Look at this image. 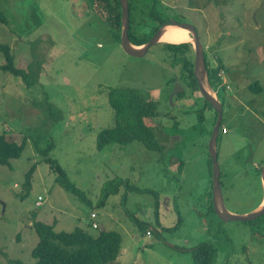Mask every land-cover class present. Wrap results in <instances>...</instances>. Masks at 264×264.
<instances>
[{
	"label": "rangeland",
	"instance_id": "rangeland-1",
	"mask_svg": "<svg viewBox=\"0 0 264 264\" xmlns=\"http://www.w3.org/2000/svg\"><path fill=\"white\" fill-rule=\"evenodd\" d=\"M161 1L168 21L192 24L207 62L214 66L219 58L225 69L210 85L223 105L226 128L218 129L219 180L226 209L249 212L261 201L256 164L264 165V0ZM0 9L7 17V24L0 23V45L8 46L16 67L35 78L27 87L19 77L0 71V133L11 141L25 139L21 155L0 164V264L35 261L33 220L55 222L57 231L81 228L93 236L103 229L118 231L121 244L110 264H192L189 250L203 242L216 250L213 264H264V237L258 238L250 222L221 221L208 210L207 141L215 115L207 107L206 121L198 119L195 108L203 106L202 94L197 86L187 89L179 64L171 63L164 43L183 42L161 36L144 55L130 56L121 48V30L92 0H0ZM188 37L184 42L191 44L193 59ZM255 81L260 90L249 87ZM175 82L183 94L170 100ZM110 87L135 88L141 101H155V115L148 121L160 152L137 140L97 148L98 133L115 124L107 102ZM46 102L52 115L45 113ZM226 113L235 115L229 119ZM49 138L54 144L49 155L87 201L57 185L35 150L33 141L44 146ZM224 138H231L233 146H224ZM33 164L31 189L21 198L24 174ZM113 177L126 178L139 191L124 185L97 205L103 182ZM146 189L158 192L159 222L153 194ZM131 215L150 224L149 235Z\"/></svg>",
	"mask_w": 264,
	"mask_h": 264
},
{
	"label": "trees",
	"instance_id": "trees-1",
	"mask_svg": "<svg viewBox=\"0 0 264 264\" xmlns=\"http://www.w3.org/2000/svg\"><path fill=\"white\" fill-rule=\"evenodd\" d=\"M139 1H143V4L139 5ZM92 3H95V6L100 8V11L107 13L109 24L112 21L114 23V28L118 29V31L121 30V9L118 0H92ZM127 3L129 18L128 37L134 45H142L147 42L161 25L168 22L169 17L165 13L164 9L166 8H164V4L161 0H127ZM0 23L7 24V17L1 9ZM111 25L113 26L112 23ZM164 44L167 47V52L172 58L171 63L174 65L176 63L179 64L181 70L180 77L184 86L190 91L197 90L196 80L192 74L193 59L188 55V52L191 49V44L188 42ZM0 51L3 55V60L0 63V71L8 72L17 76L27 87L31 86L34 83L35 78L29 74L31 72L28 73L26 70L15 66L8 46L1 44ZM205 64L207 68V80L213 87V85H216L217 81L220 79L219 76L223 74L218 75L219 71H225V69L219 58L213 66L207 62L205 56ZM249 87L251 89L255 88V90L261 89L258 81L251 83ZM182 94L183 91L174 94L175 99L180 98ZM202 100L203 106H200L201 108H195V112L198 119L205 122L206 117L203 113L209 105L204 100L203 96ZM107 102L114 110L115 124L111 128H103L98 133L96 139L97 148L101 149L110 143L125 145L132 140H137L148 150L158 152L162 150L161 144L157 140L153 131V127L148 121V119L155 115V101H141L139 93L135 88L110 87L107 92ZM44 106H47L46 108H48L45 113L47 115H52L53 113L50 114V110L52 109L51 105L46 102ZM185 110L186 112L190 111L189 108H186ZM214 121L215 117L212 119L211 127L214 124ZM222 127L223 125L220 123V129ZM177 128L178 127L174 122L173 129L176 130ZM224 129H226L225 126ZM218 133L217 145L221 131ZM172 134H176V131H173ZM223 140L230 142L233 146L231 138H224ZM33 143L37 153L42 156V161L48 164L50 171L53 173L55 183L65 192L77 197L79 200L83 202L87 201L85 192L71 182L67 172L60 165L58 160L49 155L54 145L53 141L49 138L48 143L44 146H40L34 141ZM24 146L25 139L21 142L11 141L4 133H0V164H7L9 159L19 157ZM224 146H228V144L224 143ZM208 162V168L211 172V162L209 158ZM182 165V161H179L176 165L178 173L182 172ZM34 170L35 164L31 165L24 174V181L22 183L24 194L21 198H24L31 189L32 174ZM125 179L126 178L123 177H113L105 180L99 191L98 201L96 202L97 205H103L108 196L119 193L124 185L131 188L132 186L126 182ZM136 190L139 191L138 189ZM143 192L153 194L152 207L155 216L154 220L157 222L159 220L158 192L151 189L143 190ZM124 195L125 193L123 196ZM207 206L208 210L214 212L211 202V191H209V195L207 196ZM130 217L141 232H150V224L148 222L141 220L135 215H131ZM245 222H250L253 225V230H255L256 234L259 236L258 238L264 237V214L254 220ZM31 225L38 235V242L31 250V255L35 259L31 264H110L116 259L119 252L121 235L116 230H101L96 236H93L81 228H74L70 231H57L54 229L55 222L46 224L41 221L33 220ZM174 227L175 226L171 228ZM189 252L192 264H213V259L216 254L215 248L207 242L193 246ZM9 261L14 264H28L18 259H9Z\"/></svg>",
	"mask_w": 264,
	"mask_h": 264
},
{
	"label": "water",
	"instance_id": "water-1",
	"mask_svg": "<svg viewBox=\"0 0 264 264\" xmlns=\"http://www.w3.org/2000/svg\"><path fill=\"white\" fill-rule=\"evenodd\" d=\"M121 9V31H120V45L122 50L133 57L144 55L147 50L155 45L164 32V28L167 24L174 25L176 27L187 30L190 34L193 45V77L196 80L197 88L202 94L204 100L213 108L216 112L217 118L215 124L211 130L208 142L207 153L211 162V202L215 215L221 221H251L264 214V196L259 206L250 210L249 212L242 214H235L230 210H227L224 204V199L220 184V166L217 159L216 141L218 136V127L222 118L223 110L222 105L217 99L216 95L212 91L210 84L207 80V68L205 64V56L203 52V46L199 41L197 30L192 24L182 23L177 21H168L160 26L157 31L149 38V40L142 45H134L131 43L128 37L129 18H128V3L127 0H118ZM182 87L179 83L175 84V89L170 94V100L173 95L178 91H181ZM261 183L264 188V167L260 170Z\"/></svg>",
	"mask_w": 264,
	"mask_h": 264
},
{
	"label": "bare ground",
	"instance_id": "bare-ground-1",
	"mask_svg": "<svg viewBox=\"0 0 264 264\" xmlns=\"http://www.w3.org/2000/svg\"><path fill=\"white\" fill-rule=\"evenodd\" d=\"M189 38L190 37H188L187 30L176 27V26H167L164 29L161 40L166 41V42L179 43V42L189 41L190 40ZM211 89H212V87H211ZM212 91L214 92L213 89H212ZM214 94H215V92H214ZM214 124H215V122H214ZM214 124H213V126H214ZM213 126H212V128H213ZM223 129H224V127H223ZM224 130H226V129H224Z\"/></svg>",
	"mask_w": 264,
	"mask_h": 264
},
{
	"label": "flooded vegetation",
	"instance_id": "flooded-vegetation-1",
	"mask_svg": "<svg viewBox=\"0 0 264 264\" xmlns=\"http://www.w3.org/2000/svg\"><path fill=\"white\" fill-rule=\"evenodd\" d=\"M196 85H197V83H196ZM209 105V104H208ZM209 109L212 111V112H214V117H215V120H216V118H217V115H216V112L213 110V108L209 105ZM204 112H205V110H204ZM223 113H224V110H223ZM227 114V113H226ZM233 115H235V114H231V116L229 115V114H227L226 116H228L229 117V119H232L233 118ZM222 119V118H221ZM215 122V121H214ZM220 123H221V121H220ZM213 126V125H212ZM219 127H220V124H219ZM219 127H218V129H219ZM209 139V138H208ZM208 142V141H207ZM222 143H223V145H224V143H227L228 144V146H230L231 145V143L230 142H228V141H226V140H223L222 141ZM219 144V143H218ZM216 150H217V159H218V145H217V141H216ZM257 165V169L260 171L263 167H264V165H261V164H256ZM220 174H221V172H220ZM259 183H260V181H259Z\"/></svg>",
	"mask_w": 264,
	"mask_h": 264
},
{
	"label": "crops",
	"instance_id": "crops-1",
	"mask_svg": "<svg viewBox=\"0 0 264 264\" xmlns=\"http://www.w3.org/2000/svg\"><path fill=\"white\" fill-rule=\"evenodd\" d=\"M260 194H261V201H262L263 196H264V189H263V188L260 190ZM261 201L259 200V201L255 204V207H254V208H256L257 206H259L260 203H261ZM254 208H253V209H254ZM93 223H95V222H93ZM95 224H96V223H95ZM96 226H97V224H96ZM103 230H105V229H103Z\"/></svg>",
	"mask_w": 264,
	"mask_h": 264
},
{
	"label": "clouds",
	"instance_id": "clouds-1",
	"mask_svg": "<svg viewBox=\"0 0 264 264\" xmlns=\"http://www.w3.org/2000/svg\"><path fill=\"white\" fill-rule=\"evenodd\" d=\"M204 56H205V55H204ZM222 73L224 74L225 71H219L218 75H220V74H222ZM175 83H177V82H175ZM196 86H197V85H196ZM261 185H262V183H261ZM262 188H263V185H262ZM263 189H264V188H263ZM38 202H39V203H38ZM40 203H41V198L39 197L38 200L36 201V204L39 205ZM90 214H91V213H90ZM146 234L149 235L150 232H147Z\"/></svg>",
	"mask_w": 264,
	"mask_h": 264
},
{
	"label": "built area",
	"instance_id": "built-area-1",
	"mask_svg": "<svg viewBox=\"0 0 264 264\" xmlns=\"http://www.w3.org/2000/svg\"><path fill=\"white\" fill-rule=\"evenodd\" d=\"M38 203H39V202H38ZM94 215H95V213H93V212L90 214V216H91L92 218H94ZM92 227H96V224H95V223H92Z\"/></svg>",
	"mask_w": 264,
	"mask_h": 264
}]
</instances>
